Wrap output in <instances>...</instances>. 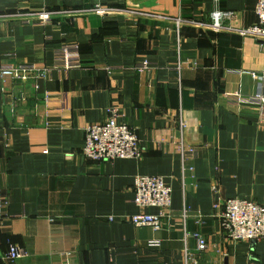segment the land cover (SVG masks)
<instances>
[{"label": "crops", "instance_id": "1", "mask_svg": "<svg viewBox=\"0 0 264 264\" xmlns=\"http://www.w3.org/2000/svg\"><path fill=\"white\" fill-rule=\"evenodd\" d=\"M96 5L148 15H99ZM254 5L0 0V66L48 69L0 76V250L24 252L0 264H264V240L227 239L215 208L228 198L264 204V109L234 96L264 95V43L238 32L254 22ZM222 11L232 17L215 29ZM178 17L179 28L169 20ZM66 45L78 66L64 68ZM145 60L151 67L137 71ZM109 105L137 135L140 157L83 156L85 128ZM136 175L171 187L158 230L129 220Z\"/></svg>", "mask_w": 264, "mask_h": 264}, {"label": "built area", "instance_id": "2", "mask_svg": "<svg viewBox=\"0 0 264 264\" xmlns=\"http://www.w3.org/2000/svg\"><path fill=\"white\" fill-rule=\"evenodd\" d=\"M93 12L99 15L120 14L130 12L139 15H148L136 11H124L111 7L96 5ZM232 12H215L212 14L215 29L223 28L221 19L230 20ZM255 19L249 26L238 29L242 35L264 43V0H255ZM162 17V16H159ZM41 19H47L48 14L43 12ZM177 28L182 25L181 18L169 19ZM229 28V27H227ZM62 53L66 59L64 68L76 67L78 62L68 60L70 53H76L75 46H62ZM151 67L148 61H142L136 65L137 71H145ZM48 69L37 67L34 64H9L0 66V76L11 77L16 80H28L36 77H46ZM237 106L250 102L257 105L261 111L264 109V95L255 96L252 99H244L241 95H234ZM48 99V95L45 96ZM263 108V109H262ZM121 111L116 105H109L105 109V119L101 122L91 123L85 128L84 144L81 149L83 156L90 160L104 161L122 158H138L142 149L134 131L127 123L119 121ZM180 134L184 123L179 121ZM134 203L139 208L137 213L130 215L129 220L134 226H148L158 230L162 228L169 215L171 204V187L161 175H136L134 178ZM5 201L0 187V224L4 215ZM156 208L157 212L150 209ZM215 208H220L219 220L222 232L231 241L255 242L264 240V204L244 198H228L222 203H216ZM112 220L113 217H108ZM194 237H197L194 234ZM198 249H204L205 244L199 241ZM156 241H151L155 244ZM187 254V253H186ZM24 256V252L16 245L9 244L5 252L0 250L1 261H14Z\"/></svg>", "mask_w": 264, "mask_h": 264}]
</instances>
